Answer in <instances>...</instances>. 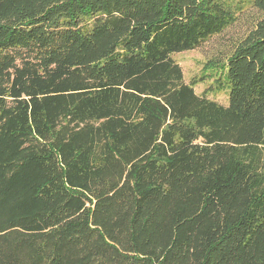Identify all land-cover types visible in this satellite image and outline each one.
Listing matches in <instances>:
<instances>
[{"label":"trees","instance_id":"trees-1","mask_svg":"<svg viewBox=\"0 0 264 264\" xmlns=\"http://www.w3.org/2000/svg\"><path fill=\"white\" fill-rule=\"evenodd\" d=\"M228 104L171 55L226 0H0V264H264V0Z\"/></svg>","mask_w":264,"mask_h":264},{"label":"rangeland","instance_id":"rangeland-1","mask_svg":"<svg viewBox=\"0 0 264 264\" xmlns=\"http://www.w3.org/2000/svg\"><path fill=\"white\" fill-rule=\"evenodd\" d=\"M226 1L232 4L236 13L233 25L195 50L171 55L182 71L184 83L193 85L196 95L205 96L222 106L228 104L224 85L226 60L260 17L251 0Z\"/></svg>","mask_w":264,"mask_h":264}]
</instances>
